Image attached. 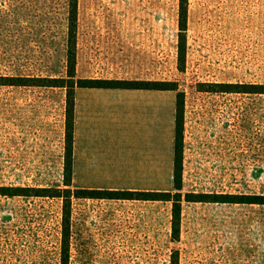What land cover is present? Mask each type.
Wrapping results in <instances>:
<instances>
[{
  "label": "rangeland",
  "instance_id": "374dc122",
  "mask_svg": "<svg viewBox=\"0 0 264 264\" xmlns=\"http://www.w3.org/2000/svg\"><path fill=\"white\" fill-rule=\"evenodd\" d=\"M68 10L0 0V192L64 188L67 88L5 77L67 76ZM179 12L180 0H78L75 81L173 83L183 155L181 189L165 167L161 190L180 193L174 218L173 200L73 198L69 264H264V204L242 202L264 197V93L227 91L264 84V0H189L183 62ZM225 195L237 202L211 201ZM62 207L0 194V264H61Z\"/></svg>",
  "mask_w": 264,
  "mask_h": 264
},
{
  "label": "crops",
  "instance_id": "0c3cea01",
  "mask_svg": "<svg viewBox=\"0 0 264 264\" xmlns=\"http://www.w3.org/2000/svg\"><path fill=\"white\" fill-rule=\"evenodd\" d=\"M74 116L73 181L78 188H170L163 182L165 167L174 173L173 90L78 87Z\"/></svg>",
  "mask_w": 264,
  "mask_h": 264
},
{
  "label": "trees",
  "instance_id": "16d2710c",
  "mask_svg": "<svg viewBox=\"0 0 264 264\" xmlns=\"http://www.w3.org/2000/svg\"><path fill=\"white\" fill-rule=\"evenodd\" d=\"M188 6L189 0H180V34H179V48L180 60L183 62L186 58V38L188 29ZM69 50L68 59L69 67L66 77H5L7 84L10 85H29V86H50V87H65L68 90L67 100V120H66V144H65V180L64 188H44L39 189L35 187H20L13 189L21 192H0V194L7 195H41V196H56L63 200V219H62V256L61 264H69V237L72 214V200L73 198L87 197V198H104V199H136V200H173L174 211L179 214L181 209V199H174L175 194L172 191H146V190H130V189H100L87 188L73 189V167H74V125H75V92L76 87H92V88H127V89H158V90H173L178 88L173 83L165 81H150V80H125V79H80L75 81L76 76V37H77V21H78V0H69ZM228 88L234 87L227 84ZM250 86L254 92L264 93V84H238L235 87L238 90L227 89V91H241L248 92L244 87ZM240 88V89H239ZM249 91V92H253ZM181 94H177V120H176V145H175V163H174V183L175 188L181 189L182 180V155L183 146L180 140L182 136V126L184 117V105L182 103ZM1 188V187H0ZM2 190V189H0ZM38 190V191H37ZM41 190L50 192L48 194L41 193ZM30 191V192H29ZM32 191V192H31ZM34 191V192H33ZM39 192V193H37ZM225 199H213L215 202H237L233 200L232 195L223 196ZM195 201H204V199H195ZM244 203H258L264 204V197H250ZM176 264V262L174 263Z\"/></svg>",
  "mask_w": 264,
  "mask_h": 264
}]
</instances>
